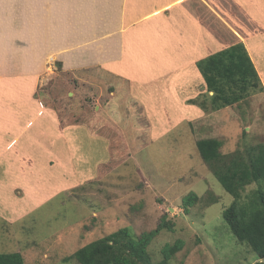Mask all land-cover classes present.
<instances>
[{
	"label": "rangeland",
	"instance_id": "374dc122",
	"mask_svg": "<svg viewBox=\"0 0 264 264\" xmlns=\"http://www.w3.org/2000/svg\"><path fill=\"white\" fill-rule=\"evenodd\" d=\"M175 2L185 4V0ZM187 4L199 13L210 35L193 42L199 39L200 29L195 33L196 29L190 28L186 18L182 17V11L163 12L160 18L170 23L179 20L176 21L178 28L187 27L192 42L187 47L172 48L166 54V44L161 42L157 49L159 57H164L161 64L150 66L153 69L139 65V72L143 71L141 76H128L116 67L123 61L119 49L121 55L110 57L106 62L108 65H84L82 73L71 75L68 72L71 69L63 62L54 61L39 79L0 81V105L4 110L14 113L20 122L36 120L33 113L29 117L22 115L23 109L38 110L39 122L31 126L30 132L35 131L39 140L48 139L43 134V126L40 129L37 126L41 120L51 132V125L45 118L48 107H44L43 102L48 109L51 107L52 111L63 113L70 122L87 124L101 134H106L109 124L126 139L125 143L121 139H112L113 157L106 160L105 143L94 141L87 128L78 127L82 129L80 131L60 127L63 133L54 146L62 156L68 157L65 174L60 165L54 166L56 158L50 159L49 169L45 158V167L40 168L46 155L43 145L35 139L34 143L30 141L26 146L28 151L39 157L36 183L46 182V187L49 184L50 196L41 205H36L34 212L19 221L17 227L11 228L0 220L1 253H7L10 243L11 251H22L25 264H75L74 259V262L66 263L62 260L80 247L123 227L130 228L132 234L138 236L154 229L165 218L171 228L162 229L149 244L148 264H159L163 259L162 248L177 239H182L184 245L170 264H253L264 261L246 242L235 237L224 220L223 212L234 198L213 175L196 147L198 139L209 137L222 140L223 153L264 143V34L258 39L243 32L249 36L244 43L259 71L261 91H254L239 103L210 112L187 103L206 92L196 62L230 46L221 47L225 40L219 39L226 38L224 28L228 27L220 19L230 21L229 25L235 28L248 26L246 21L250 14L246 15V20L243 14L255 12V7L264 12V0H207L205 6L200 0H192V5ZM233 17L237 18L236 24ZM119 19L122 18L115 17L111 19L112 24H108L107 18H84V37H104L109 30L117 28ZM199 26L202 28L200 23ZM185 28L177 32L182 36L181 31L186 36L191 35L188 30L187 33L184 31ZM229 32L232 31L229 29ZM162 35L161 41L167 36L164 32ZM234 35L239 38L243 34L236 32ZM235 40L228 38L227 43ZM205 41H209L212 48ZM216 42H219L217 47ZM146 120L150 123V132L148 144L142 146L139 124ZM25 138L17 146L22 145ZM101 160L106 162L98 175L96 166ZM246 188L245 193L255 189L256 185ZM190 192H196L200 197L195 205L185 210L182 199ZM17 231L18 245L11 240Z\"/></svg>",
	"mask_w": 264,
	"mask_h": 264
},
{
	"label": "crops",
	"instance_id": "0c3cea01",
	"mask_svg": "<svg viewBox=\"0 0 264 264\" xmlns=\"http://www.w3.org/2000/svg\"><path fill=\"white\" fill-rule=\"evenodd\" d=\"M175 1L0 0V81L39 79L54 61L63 62L65 67L71 70H78L84 65H108L107 60L112 56L115 58V55H119V49L122 51L121 60L123 59V61L116 67L122 69L120 71L128 76L138 77L137 74L141 76L143 71L139 72V65H142L141 67L144 69H153L150 66L154 64L156 67L158 63L161 64L164 57H159L158 44L165 42L166 54L172 48L187 47V44L192 42V34L187 27L182 25L178 28L176 21L179 22V20H173L170 23L168 20L160 18L163 12L170 9L176 10V13L182 11V17L186 18L185 21L191 25L190 28L196 29L195 33L198 32V28L200 29L199 39H194L193 42L201 38L205 39V36L209 34L199 13L192 11L187 4L192 5V0H185V4L182 5ZM200 2L205 6L207 0H200ZM169 5V8L164 9ZM199 5L201 6L200 3ZM255 8V12L248 11L243 14L245 20L246 15L250 14L246 21L249 24L246 25L247 27L238 25V29H236L237 27L235 28L234 25H229L228 22L230 21L220 19L225 27H228L224 28V37L226 38L219 39L225 40L222 48L239 41L246 42L245 39H248L249 36L261 38L260 36L264 34V12H259V7ZM93 17L107 18L108 24L115 17L122 19L117 22V28L109 30L104 37H84V32L86 33L83 30L84 18ZM148 17L151 19H147ZM232 20L235 24L237 23V18L233 17ZM249 21L251 22L248 23ZM184 28V31L187 33L186 30H188L191 35H184L182 33ZM179 29L182 30L183 36L177 32ZM229 29L234 33L243 35L237 38V35L229 32ZM163 32L167 36L161 41ZM243 32L250 33V35L247 37ZM204 33L205 35H203ZM228 38L236 40L227 43ZM184 41L188 42L184 44ZM205 42L211 47L212 44H209V41ZM218 43L214 44L215 47L218 46ZM113 61L116 62L117 60L113 59ZM9 66L11 70H7ZM37 111H32L26 107L22 110V115L29 117L33 113V118L36 120L20 122L18 116L7 112L3 105H0V220L4 225H11V228L17 227L19 221L34 212L36 205H41L50 196L49 184L46 187V182L36 183V160L39 157L28 151L26 147L28 143L30 141L34 143L35 140H38L43 145L46 155L40 168L45 167V158L48 159V169L50 159L56 158L54 166L60 165L59 167L63 169L62 174L66 173L68 157L62 156L61 152L54 146L58 144L60 134L63 133L60 129L62 125L58 115L47 108L45 118L51 125V132L46 122L41 120L37 126L39 129L43 126V134L48 136V139L46 141L44 139L39 140L35 131L30 132L31 126L37 121L39 122V116L36 115ZM72 127L82 131L78 127L84 128L85 126L72 125L66 128ZM89 134L94 138V141L102 140L105 143L107 147L106 160H108L110 155L107 139L93 135L90 131ZM25 136L27 137V139L25 138L26 141L24 140L22 145L17 146ZM49 141L51 142L50 145L46 146ZM106 160L97 163V174L98 166ZM63 161L65 164H62ZM17 233L18 231L14 238L11 237V240H15L16 245L19 242ZM8 245L7 253L16 252L11 251L12 245L10 243ZM17 252L22 254L20 250Z\"/></svg>",
	"mask_w": 264,
	"mask_h": 264
},
{
	"label": "trees",
	"instance_id": "16d2710c",
	"mask_svg": "<svg viewBox=\"0 0 264 264\" xmlns=\"http://www.w3.org/2000/svg\"><path fill=\"white\" fill-rule=\"evenodd\" d=\"M196 67L204 78L206 92L189 99L187 103L197 105L206 112L239 103L254 91L263 89L259 71L243 41L205 56L196 62ZM84 69L68 72L72 75L82 73ZM76 79L80 80L79 77ZM43 106L49 108L44 102ZM57 115L64 127L85 126L93 135L107 139L110 160L113 157L112 139L117 138L126 142V139L109 124L106 127V134H101L90 129L87 124L68 121L63 113L57 112ZM139 127L141 145L145 146L148 144L150 123L146 120L141 122ZM222 146V140L213 137L200 138L196 141L201 158L208 164L224 189L234 198L231 205L223 212L224 220L235 237L241 242H246L257 252L259 258L263 259L264 143L248 145L231 153H223ZM103 164L105 162L98 166V175ZM252 184H255L256 188L245 193L246 187ZM199 197L196 192L188 193L182 199V207L188 210L197 203ZM164 228H171L165 218L154 229L144 231L138 236H134L130 228L123 227L80 247L72 256L64 257L62 262L66 263L74 259L75 264H148L150 260L148 246ZM183 245L182 239H177L173 244H165L162 248L163 259L159 264H170L169 261L183 248ZM0 264H25V261L20 252L0 253ZM253 264H264V261H256Z\"/></svg>",
	"mask_w": 264,
	"mask_h": 264
}]
</instances>
